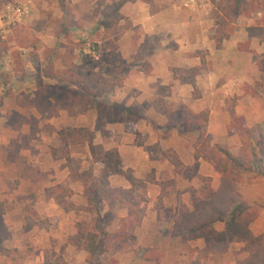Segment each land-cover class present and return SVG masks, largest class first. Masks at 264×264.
Instances as JSON below:
<instances>
[{
	"label": "rangeland",
	"instance_id": "1",
	"mask_svg": "<svg viewBox=\"0 0 264 264\" xmlns=\"http://www.w3.org/2000/svg\"><path fill=\"white\" fill-rule=\"evenodd\" d=\"M122 1L124 3L133 2V0H0V14L7 4L24 5L29 9V14L21 21L0 31V46L8 42L14 35L16 43L28 49L25 58L35 68L34 77L39 72L40 66L37 63H40V58L41 60L60 59L64 66L63 70L52 69L53 71L51 70L49 73H54V76L65 80L73 77L77 81L74 91L79 95L81 101L77 102L81 106L87 102L97 111L99 118L96 128L98 130H102L101 123L107 119L122 120L130 127L133 126L132 124L137 119L107 110V101L104 97L109 94L112 86L124 80L127 76L125 70L127 72L131 69L141 70L155 50L177 47L174 43V34L170 30L165 33V36L144 34L140 26H135L128 16L121 14L120 11L124 3L118 9L122 18L113 28L105 30L100 25V21L106 16L112 19L117 18L116 7ZM149 1L151 10L157 11L172 3L169 0ZM172 1L177 3L182 10L188 9L197 15L203 13L206 16L209 37L213 39L216 48L232 44V37L235 40L236 38L240 39L236 46L243 53L242 57H234L228 53L225 55V60L210 59L208 51L205 50L199 52V68L207 71V69L212 70L213 66H216L222 72L227 70L229 72L224 73L221 78L224 79L228 73L229 75L232 73L233 66L231 64H243L241 67L245 68L248 74H252L253 84L241 86L240 91L255 98L252 104L257 108L259 115L248 120L241 118L245 125L247 122L249 123L250 129L256 137H259L260 134L264 136V0ZM126 33L129 36L124 39L123 36ZM165 42H167L166 46L163 45ZM141 45L144 46L142 54L138 50L136 54L122 55L120 50L121 47L137 48ZM58 48L61 49L60 52ZM37 49H39V53L36 52ZM150 50L152 54L148 53ZM140 55L144 57L143 61L140 60ZM13 56V58H17L16 62L21 59L19 55ZM250 65L255 66L257 71L250 72ZM107 69H109L108 74H106ZM192 74H200L199 69L189 73L181 70L174 71V76L179 78ZM20 75L30 77L24 70ZM1 77H4V73L1 74ZM1 88L3 87L0 85V106H2L1 95L5 90ZM34 88V85L33 87L24 85L18 87L17 92L20 91V95H28ZM47 91L52 93V88ZM161 91L165 93L163 89ZM237 100L236 95L226 98L225 109L228 110L232 103L235 106ZM163 104L174 114L173 117H167L158 112L165 118L163 125H167L170 121L180 125L186 115L184 109H187L191 115H199L197 119L206 134L208 117L207 121H204L200 113L208 112V109L194 112L182 102L167 101ZM98 108L100 111L104 109L103 113ZM149 108H153L150 102L143 103L138 111L144 115ZM41 121L13 112L2 119L1 123L3 124H0V137L6 139L5 145L0 144V163L8 161L15 167V170L7 175L12 178L4 180L2 177L0 180V264H235L248 257L245 243L227 230L225 221H218L212 225V230L224 233L225 236L221 242L213 240L206 229L187 231L185 229L189 226L187 221L176 220V217L180 216L185 208L180 207L177 214L164 211L162 193L155 203V208L161 211L157 218L147 217L144 224L129 228L125 236L118 233L119 222L116 221L115 214L106 215L107 212H102L105 209L102 202L98 204L99 211L94 212L93 203L87 202V206H74L70 200L72 194L66 198V201L73 206V209L70 213L67 212L64 218L44 216L38 212L40 209L36 206L37 197L24 199L22 196L20 199L19 194L11 191L19 183L18 178H13L15 174L19 178L29 176V174H34L39 178L46 177L45 173L53 174V170L40 172L31 162L33 156L36 157L39 152L37 146L41 142L40 131L48 130ZM152 122L154 125L160 123V118H155ZM23 124L30 126L29 132H20ZM185 126L186 129L183 133L189 135L191 131H194L193 123ZM4 127H13L19 133L11 139ZM159 127L163 132L161 131L157 138L168 139L170 132L168 130L170 129H165L161 125ZM58 135L61 141L56 146L57 154L62 156L66 164L70 151L67 147L68 142L86 140L90 143L96 138L95 133L89 130H73L68 127L62 128ZM228 135L236 138L238 132L228 130ZM141 139L142 136L139 135L138 140L141 141ZM161 140L158 139L154 145L148 146V152L154 159L163 157L161 151L155 148V145L158 144L160 149H165ZM209 141L210 145H216V143H212L210 136ZM93 146L97 151L103 149L98 144ZM163 159L165 158L163 157ZM80 162L81 160L71 159L69 162L70 174L80 175L87 183L89 178L98 172V166L93 164L92 159L93 163L90 162L86 166L87 168L82 170ZM208 162L211 163V161ZM79 170H82L81 174H79ZM191 171L185 175L179 171L176 172L186 178H192L195 171L194 169ZM262 171H264V159L260 168L253 166L246 171L232 165L231 169V174L236 180L235 199L249 206L255 213L254 218L248 224V229L254 236L264 234V178ZM131 172V170H127L125 177L130 185L131 181L134 182L133 186L136 192L145 199V185L140 180L130 179ZM153 176L148 174L145 178L155 181ZM166 181L163 178L155 182L166 183ZM210 181V178H204L203 189L199 190L198 194L193 190V194L204 198L206 196L204 187L209 186ZM4 189L7 190L4 191ZM46 195L49 196L47 192ZM144 210H146V206L142 204V213ZM26 217L46 220L47 228L35 227L32 231L24 232L23 226ZM60 219L64 228H58ZM102 227H105L106 232L111 236L108 241L110 246L101 254L91 257L85 249L83 233L86 230L100 231ZM128 235H134L135 239L131 240ZM63 241L70 242L73 247L70 248L66 243L61 244Z\"/></svg>",
	"mask_w": 264,
	"mask_h": 264
},
{
	"label": "crops",
	"instance_id": "2",
	"mask_svg": "<svg viewBox=\"0 0 264 264\" xmlns=\"http://www.w3.org/2000/svg\"><path fill=\"white\" fill-rule=\"evenodd\" d=\"M169 1L172 3L158 11L151 10V3L143 0L123 4L121 14L128 16L135 26H140L144 34L148 36L156 34L165 36V33L170 30L174 34V43L177 47L155 50V53L141 70H129L124 80L112 86L109 94L104 99L108 103L124 106L136 104L138 110L143 103H149L157 98L162 102L185 103L194 112L208 109L206 134L211 137L212 143L226 145L230 147L233 154H237L240 141L238 137L228 135L231 116L229 111L225 109L224 104L226 98L236 95L238 100L233 108L234 115L246 120L255 117L257 114L259 115L257 108L252 104L255 98L240 91L241 86L253 84L252 74H248L245 68L241 67L243 64L234 63L231 64L233 66L231 68L232 73L230 75L228 73L226 78L221 79L223 74L229 71L223 70L222 72L216 66H213L212 70H200L199 52L207 50L210 59L218 60H225V55L228 53H231L234 57H242L243 53L236 46L240 39L236 38L235 40L232 37V44L216 48L213 39L209 37L208 20L203 13L197 15L192 10H182L177 3L172 0ZM128 36L129 34L126 33L123 38L125 39ZM166 44L167 42L163 43L164 46ZM138 48L121 47L120 50L122 55H128L136 54ZM27 50L16 43L14 35L8 42L0 46V85L3 87L1 89H5L1 95L0 124H3L1 123L2 119L13 112L27 118L32 117L42 120L44 127L48 130L40 131L41 142L37 146L39 152L36 157L33 156L31 162L40 172L53 170V174L45 173L46 177L43 178H39L34 174L19 178L15 174L13 178H18L19 183L11 191L19 194L20 199H22V196H24V199L37 197L36 206L40 209L38 212L46 217L58 216L64 218L67 212L56 204L50 195H46L47 187L60 184L64 188L70 189L72 194L70 200L74 206H87V184L80 175L70 174L69 162L71 159L81 160L80 168L82 170L86 169L90 162L93 163L90 146L94 144L101 145L104 150L116 149L121 159L122 171L125 173L127 170H131L130 179L140 180L145 185V201L142 204L146 206V210L142 213L143 219L140 225L144 224L147 217L152 216L156 219L160 214L161 211L155 208V203L161 193L163 194L161 199L164 211L177 214L180 207L188 210L193 209L192 192L195 190L198 194L199 190L203 189L204 178H210L209 187L212 191L219 189L221 174L214 169L212 163L203 159L196 160L193 156L198 131H191L189 135L185 133L178 134L176 129L171 128L168 130L170 131L168 139L161 140L162 137L157 138L160 132H163L159 125L164 126L165 129L169 128L168 124L163 125L165 118L153 108L147 109L142 118L135 120L132 127L122 120L107 119L101 123L102 130H98L96 128L99 118L97 111L87 102H84L82 106L77 102H81L79 95L74 91L77 81L73 77L65 80L54 76V73H49L52 69L63 70L64 66L60 59L48 58L41 60L40 58V63H37L40 66L39 72L34 77L35 68L25 58ZM60 50L58 48L59 52ZM36 52L39 53V49ZM13 55L21 57L20 60L18 59L20 63L19 61L16 62L17 58H13ZM249 68L250 72L257 71L253 65H250ZM197 69H199L200 74H192L182 78L174 76L176 70L189 73ZM201 69L203 68L201 67ZM22 70L30 77L21 76ZM2 73H4V77H1ZM24 85L32 87L34 85L35 88L28 95H20V91L17 92V89ZM50 88H52V93L47 91ZM162 89L165 93L161 91ZM155 118H160V123L154 125L152 120H155ZM246 126L251 127L248 122ZM65 127L73 130H89L94 132L96 137L90 143L86 140L68 142L67 147L70 151L67 156V164L62 158H56L52 155V148L56 149L58 142L61 141L58 132ZM4 130L11 139L19 133L13 127H4ZM29 130L30 126L23 124L20 132H29ZM139 135L142 136L141 141L138 140ZM0 139V144L5 145L6 139L2 136ZM158 139L162 141L165 149L174 151L186 167L194 169L195 172L192 178H186L178 174L169 161L163 159V157H161L162 159L151 157L148 146L154 145ZM93 164L98 166V172L92 175L95 176L98 175L101 165L96 162ZM12 170H15L13 164L2 161L0 163V180L2 177L4 180L12 178L9 177L10 175L7 176L8 173H12ZM82 170H79V174ZM190 172L192 171L190 170ZM148 174L154 175L155 181L163 178L167 181L166 183L155 182L145 178ZM108 182L111 186L123 188L131 186L125 174L110 176ZM6 190L4 189V191ZM103 205L105 209L102 212H108L106 210L110 207L104 203ZM71 211H68V213ZM112 214H115L116 221L119 222L121 218L126 216L127 212L125 209H113ZM63 226L64 224L60 219L58 228H64ZM64 243L66 241L61 244ZM66 244L70 248L73 247L70 242Z\"/></svg>",
	"mask_w": 264,
	"mask_h": 264
},
{
	"label": "trees",
	"instance_id": "3",
	"mask_svg": "<svg viewBox=\"0 0 264 264\" xmlns=\"http://www.w3.org/2000/svg\"><path fill=\"white\" fill-rule=\"evenodd\" d=\"M146 2L150 1L147 0ZM123 3V1L120 2L116 7L117 18L112 19L105 15L106 17L100 21V25L105 30L113 28L122 18L121 15H119L118 9ZM143 48V45L139 47L140 53ZM148 53L152 54V51L150 50ZM140 56V60H142L143 57L142 55ZM125 71L127 73V70ZM108 73L109 69L106 70V74ZM150 103L157 112L167 117H173V111L165 108L160 99H154ZM106 104L108 107L107 110H111L115 114L133 119L143 117V115L138 113L136 104L133 106H124L108 102ZM233 107L234 103L230 104L228 107L231 116L228 130L230 132H238L240 147L237 154H233L226 145H210L209 136L202 130V125L197 119L199 115H191L187 109H184L186 115L183 123H180V125L172 121L168 123V128L176 129L178 134L184 132L186 124L191 125L193 123V129L198 131V137L193 152L194 158L196 160L203 159L211 161L214 169L221 174L219 189L212 191L209 186H205L206 196L204 198L197 197L192 192L193 209H184L180 216L176 217V220H186L189 226L185 227V229L189 232H194L196 229L208 230L209 236L216 242H221L225 235L223 232L218 233L212 230V225L218 221H225L227 230L236 236L238 240L245 243V249L249 254L246 259L238 261L235 264H264V234L254 236L248 229V224L254 218L255 213L249 206L235 199L236 180L231 174L232 165L243 168L246 171L250 170L253 166L258 168L261 167V163L264 159V136L260 134L259 137H256L251 129L245 125L244 120L233 114ZM98 110L100 111L99 108ZM103 110L100 112L103 113ZM200 115H202L204 121H207V111H203ZM155 148L161 151L162 156L169 161L176 171L181 172L182 175L192 170L179 160L174 151L170 149H160L158 144L155 145ZM90 152L93 161L100 164L101 168L98 175L90 177L89 181L86 183L87 202L94 204V212L99 211V202L109 206L110 209L106 215H112L113 209H125L127 214L119 220L118 226V233L125 236L129 228L141 224L143 219L141 205L145 199L136 192L133 181H131V186L129 188L111 186L109 184L108 179L110 176L125 174L122 171L121 159L116 149H102L97 151L92 145ZM52 155L56 158H62L61 155L57 154L56 149L52 150ZM262 176L264 178V171H262ZM46 192L64 211L68 212L73 209V206L66 201V198L71 194L70 189L64 188L60 184H55L47 187ZM46 226V220H36L26 217L23 231L28 232L34 227L46 229ZM83 236L85 249L91 257L101 254L110 246L108 241L111 236L106 232L105 227H102L100 231L86 230ZM128 238L134 240L135 236L128 235Z\"/></svg>",
	"mask_w": 264,
	"mask_h": 264
},
{
	"label": "built area",
	"instance_id": "4",
	"mask_svg": "<svg viewBox=\"0 0 264 264\" xmlns=\"http://www.w3.org/2000/svg\"><path fill=\"white\" fill-rule=\"evenodd\" d=\"M192 0H189L191 2ZM29 14V9L27 6L21 5H12L7 4L0 14V31H3V28L12 26L17 22L21 21L24 17Z\"/></svg>",
	"mask_w": 264,
	"mask_h": 264
}]
</instances>
